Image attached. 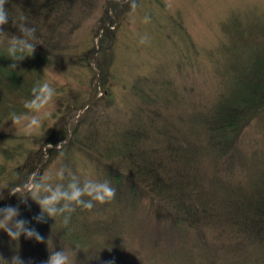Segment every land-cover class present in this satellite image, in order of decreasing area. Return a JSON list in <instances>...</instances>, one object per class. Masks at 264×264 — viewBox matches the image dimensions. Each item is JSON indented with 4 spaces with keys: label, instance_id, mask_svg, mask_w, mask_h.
I'll list each match as a JSON object with an SVG mask.
<instances>
[{
    "label": "trees",
    "instance_id": "1",
    "mask_svg": "<svg viewBox=\"0 0 264 264\" xmlns=\"http://www.w3.org/2000/svg\"><path fill=\"white\" fill-rule=\"evenodd\" d=\"M122 5L112 0L108 6L104 0L8 2L10 18L26 15L37 30L39 44L33 56L12 70L8 68V41L0 35V125L11 113L26 111L24 102L31 98L45 64L72 58L77 44L70 41L77 37L84 17L92 21L87 30L97 45L96 50L94 45L85 48L84 56L90 62L95 54L98 83L106 96L85 112L84 148L80 139L61 144L66 133L60 129L42 139L33 136L37 146L26 149L21 161L9 164L4 185H20L32 170L42 171L46 154V160L52 161L45 167L67 166L81 179L108 181L116 190L109 203H97L91 210L77 208L68 227L59 217L38 222L34 218L40 209L35 202L21 203L3 190L0 207L6 201V205L19 206L21 219L43 237L40 242L23 235L16 240L22 246L35 244V252H24L23 259L42 264L51 251L73 249L75 264H136L138 260L141 264H264V15L231 14L219 24L216 54L207 53L203 63L215 74V96L207 100L210 94L204 95L191 119L176 126L155 109L158 97L153 85H161L164 75L150 70L135 76L119 98L121 118L106 115L105 109L114 107L109 94L116 79L114 63L113 69L109 62L114 60L117 27L109 25L114 22L112 13L123 15ZM4 31L8 36L18 35L11 21ZM89 85L91 94L96 84L90 80ZM170 91L175 98L176 92ZM184 94L181 101L189 105ZM99 108L107 119H102L101 112L97 115ZM181 109L176 118L183 115ZM103 136L112 145L98 152L99 156L92 148ZM6 137L18 138L0 133V153L10 155L19 146L4 144ZM48 144L52 147L44 153L42 146ZM73 154L83 157L91 169L76 171ZM14 241L10 239L7 245ZM36 252L41 253L39 257L34 256Z\"/></svg>",
    "mask_w": 264,
    "mask_h": 264
},
{
    "label": "rangeland",
    "instance_id": "2",
    "mask_svg": "<svg viewBox=\"0 0 264 264\" xmlns=\"http://www.w3.org/2000/svg\"><path fill=\"white\" fill-rule=\"evenodd\" d=\"M112 1L123 4L121 8L123 15L112 13L114 22L109 25L110 29L115 30L117 27L116 41L113 44L114 60L111 59L109 62L112 63L113 69L115 66L114 77L116 79L113 81L109 94L114 100V107L105 109L107 117L116 120L121 118L123 107L119 98L130 81H134L135 76L146 75L150 70L155 73L154 75H164L160 80L163 81L161 85H153L158 97L155 109L165 120L166 118L173 119L171 121H174L176 126L191 119L190 116L193 115L191 113L193 111L196 113L197 106L201 105L198 100L201 102L205 100L204 95L210 94L207 100L215 96V74L211 71L209 64L203 67V63L207 53L216 54L214 48L220 36L219 24L231 14L239 17H245L249 12L264 15V0H136L135 9L130 7V0ZM104 2L105 6H108L111 0H104ZM169 3L172 4L171 8L167 6ZM145 16L150 17V22H143ZM91 22V20H85L84 17L79 23L77 37L70 41L71 44H77L71 59H69L70 57L63 58V61L58 64L50 62L42 67L38 81L51 83L56 94L53 103L47 110L49 114L43 118L40 129L29 136L19 128L14 129L10 118L1 123L0 133L18 138L12 140L7 139L10 137H6L3 140L4 144L18 143L19 149L10 155L0 153V165H4L3 168H0V187L4 186L7 176L3 174L9 164L21 161L26 149H32L33 145L37 146L33 143V136H39V139H42L50 135L53 129H60L66 133L61 144L80 139L82 142L80 146L84 148L85 112L92 103L98 104L100 99L106 96L98 83L97 71L93 63L95 54L90 62L84 56L85 48L91 47L90 45H94L95 50L97 49L96 38L92 37V34L87 30ZM101 32L102 29L97 38L100 37ZM88 33L89 35H87ZM145 35L148 37L147 42L140 44L141 37ZM75 53L83 55V59H77V56H74ZM88 62L89 67H85ZM127 65L129 66L127 67ZM90 80L94 85L96 84L95 92L91 94H89L92 87L89 85ZM170 90L176 92L175 98ZM184 93L188 95L189 105L186 100L181 101ZM165 99H169V103ZM179 109L183 115L176 118ZM97 110V115L99 116L101 112L104 116L102 119H105L104 110H100V108ZM93 116L96 117V121L98 119L101 121L96 115L93 114ZM162 121L164 122V120ZM73 134L78 135L76 137ZM107 140L103 136L97 147L92 148V152L98 154L102 150H107L106 147H111L112 143H108ZM47 147H52V145L42 146L44 153H46ZM56 148L59 149L60 146ZM112 153L113 151L110 152V154ZM75 154L72 159L73 168L78 172L90 170L91 167L87 161ZM44 155L46 157L44 156L43 159L46 163L52 161V158L46 160L47 155ZM98 155L100 156V153ZM37 159L38 157H35V165ZM59 159L57 157V160ZM106 160L111 163V158L108 157ZM45 164L41 171L42 174L55 170V164L46 167ZM206 170L209 168L207 167ZM28 205H32V201H29ZM23 216L25 218V215ZM18 218L21 219L22 216ZM6 235L3 230H0V256L4 259H10L15 254L24 258L26 256L24 252H35L32 249L36 248L34 243L22 246L15 240L12 245H7V241L10 239L4 241L3 237ZM45 249L50 250L48 246ZM38 254L41 253L36 252L34 256L39 257ZM135 263L141 264L140 260Z\"/></svg>",
    "mask_w": 264,
    "mask_h": 264
},
{
    "label": "clouds",
    "instance_id": "3",
    "mask_svg": "<svg viewBox=\"0 0 264 264\" xmlns=\"http://www.w3.org/2000/svg\"><path fill=\"white\" fill-rule=\"evenodd\" d=\"M9 0H0V35L8 41L7 58L11 61L8 68L16 70L18 62L31 57L35 53L37 43L36 28L31 25L26 15L20 14L15 19L10 18ZM169 8L172 4L167 5ZM130 7L136 8V0H130ZM11 21L18 35L8 36L4 26ZM144 23L150 22V17L143 18ZM148 40L145 35L139 43L144 44ZM56 94L51 83L37 81L31 89V98L24 102L26 111L21 114L11 113L10 121L14 129H21L25 135H32L42 126L43 118L47 116L48 108L53 103ZM9 121V120H8ZM7 190L10 196H17L21 203H27L28 199L35 202L40 213L34 219L42 222L45 218L55 221L61 218L65 227L71 222L72 214L77 208L91 210L95 204H106L115 199L116 190L108 181L94 179H81L67 166H61L53 172L42 174L40 169L32 170L20 185L9 187L7 184L0 187V200H3V190ZM22 193V195H18ZM19 206L6 205L0 207V230H3L10 239L18 240L21 235L26 239H34L37 242L43 237L31 227L28 222L19 219ZM76 252L72 250L51 251L47 260L42 264H75ZM0 264H31L25 261L19 254L10 259L0 256ZM106 264H114L108 261Z\"/></svg>",
    "mask_w": 264,
    "mask_h": 264
}]
</instances>
